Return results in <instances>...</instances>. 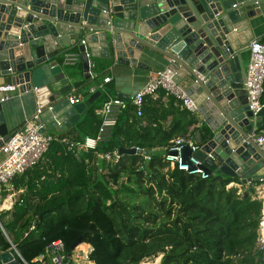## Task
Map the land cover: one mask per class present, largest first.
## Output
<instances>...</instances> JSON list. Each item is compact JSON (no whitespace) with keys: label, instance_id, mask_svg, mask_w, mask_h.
<instances>
[{"label":"trees","instance_id":"16d2710c","mask_svg":"<svg viewBox=\"0 0 264 264\" xmlns=\"http://www.w3.org/2000/svg\"><path fill=\"white\" fill-rule=\"evenodd\" d=\"M159 92L166 106L146 97L137 116L128 104L109 137L79 161L60 142L50 145L42 158L50 162L49 169L34 172L39 163L26 171L35 178L26 181L9 211L0 212L7 236L0 230L1 253L14 246L25 262L41 264L38 258L47 243L61 240L69 254L70 245L81 238L94 264H141L156 257L159 264H259L256 239L262 201L244 186H230L241 185L238 177L214 170L202 179L164 162L175 139L195 140L199 132L200 147L208 135L204 126L196 127L195 116L179 100ZM108 99L105 89L77 123L79 130H90L86 136L95 137L101 125L95 110ZM167 115L172 122L163 130ZM83 137L72 140L79 143ZM121 147L148 154H122L114 163L95 155Z\"/></svg>","mask_w":264,"mask_h":264},{"label":"water","instance_id":"95a60500","mask_svg":"<svg viewBox=\"0 0 264 264\" xmlns=\"http://www.w3.org/2000/svg\"><path fill=\"white\" fill-rule=\"evenodd\" d=\"M262 4L264 0H0V76L10 82L0 92L18 87L32 93L42 110L40 120L51 130L66 132L100 97L96 91L83 102L69 103L72 83L59 61L68 50L77 49L86 80L94 57L109 58L113 52L118 62L138 66L141 55L156 61L158 56L194 100L209 130L199 150L182 149V162L192 171L193 157L208 177L217 170L238 177L254 192L255 184L264 182V152L252 139L264 106L253 115L243 88L241 53L251 37L235 45L231 34L246 26ZM9 136L0 104V147ZM195 142L201 144L199 132ZM118 153L148 154L122 147ZM80 244L78 238L69 250ZM0 263L20 264L10 251L0 253ZM259 264H264V251Z\"/></svg>","mask_w":264,"mask_h":264},{"label":"built area","instance_id":"2783aa9c","mask_svg":"<svg viewBox=\"0 0 264 264\" xmlns=\"http://www.w3.org/2000/svg\"><path fill=\"white\" fill-rule=\"evenodd\" d=\"M246 50L249 52V60L245 67L246 76L243 88L247 99L248 110L254 115L263 107L261 98L264 93V42L260 39L252 40ZM76 62L77 55L73 54L66 55L63 59L64 66H74ZM107 82H109V78L104 81V83ZM104 83L89 88L86 94L90 96L96 91L100 93L105 92ZM160 90L165 91L167 94L179 100L182 107L192 115L198 112V107L194 100L186 94L180 85L174 82V74L168 68L150 72L147 82L135 92L129 103L121 99L109 98L100 108L95 110V115L101 120V125L93 139L94 147L92 148H89L86 144L77 143L65 137L59 138L42 132L43 125L40 120L42 110L37 108L34 115L26 120L19 129L10 134L9 138L0 147V154L3 156L0 162V212H2V204L5 201L2 199L3 190L5 188L11 190L14 179L36 167L53 142L58 141L63 144L66 152L73 155L75 160L79 161L89 150H95L99 143L104 142L109 137L119 114L128 104L136 108L137 116H141L144 99L146 97H153ZM84 97L85 95L81 88L72 87L68 100L73 105L82 102ZM252 139L264 152V134L254 133ZM184 147H188L191 153L200 149L193 137L177 138L173 141V146L163 155L164 162L168 163L171 168H176L179 171L191 175H199L202 179L209 178L208 175L204 174L203 170L198 168L201 164L193 157L189 159V163L196 167L192 171H190L188 164L182 162V149ZM172 153H175V155ZM95 155L98 160L105 163L117 162L120 156L117 151L113 153H95ZM0 230L6 236L1 221ZM256 250L261 252V254L264 251L263 208L258 221ZM90 251L91 249L89 248L88 254L84 255L83 262L79 263L72 259V252L69 254L66 253L64 242L55 240L46 244L44 254L38 258V261L41 264H46V261L48 264H94L89 261ZM10 252L14 254V257L18 259L20 264H28L14 246H12Z\"/></svg>","mask_w":264,"mask_h":264},{"label":"crops","instance_id":"0c3cea01","mask_svg":"<svg viewBox=\"0 0 264 264\" xmlns=\"http://www.w3.org/2000/svg\"><path fill=\"white\" fill-rule=\"evenodd\" d=\"M260 9L261 10L259 13L255 14L254 17L249 19L248 24L246 26H240L237 27L236 30H234V32L231 34L234 38L233 44L235 45L240 44L241 39L248 38L247 37L248 35L249 38L251 37V40L247 43V46L252 40L264 39V4L260 6ZM72 38L73 36H69L70 42H73ZM70 54L77 55V62L75 63L74 66H64V69L66 75L69 77L72 83V87H76L77 84H80V87L77 88H81L82 92L85 95L83 101H85L89 97L86 94L89 88L104 83L105 79L109 78V82L104 83V90L106 89L109 98L111 99L117 98L129 103L135 92H137L147 82L150 72L160 71L167 68L166 66L167 62L164 61L163 58H160L156 55L154 56H156L157 61L154 60L153 58L151 59L147 56L141 55L137 60L139 65L133 66L130 63L125 64L118 62L113 52H111L109 58L98 56L91 59L93 63L92 66L90 67L91 78L86 80L84 78L83 66L77 49L68 50L63 56H61L59 58L60 64H62L61 63L63 61L62 59L66 55H70ZM248 60H249V52L248 50H245L241 53V62L243 63L244 67H246ZM0 82L1 83L3 82V85L0 86V88L6 87L10 83L8 78H3L1 76H0ZM180 86L185 90L182 84ZM69 95L70 93L67 95V98ZM152 98L166 106V102H167L166 97L161 96L160 92L156 93ZM0 104L6 125V131L8 134H12L17 129H19L26 120L30 119L34 115L37 109L35 100L32 97V93H28V92L21 93L18 87L12 91L0 92ZM101 104L102 103H100L98 106H100ZM180 109H182V107H180ZM86 110L87 108L81 115L79 121H81L84 118ZM193 116H195V118L199 117L198 112ZM171 122H172V116L167 115L166 119H164L163 121L162 129L167 130ZM196 122H197L196 127L204 126L207 129V135H208L209 130L200 117L199 120ZM263 122H264V117L260 121V126L263 125ZM41 123L43 125V129H45L44 133L51 134L56 137L63 135L62 137L71 140L75 139L76 141H78L79 137L84 135V137L79 143L86 144L89 148L94 147V143H93L94 137L86 136V133L90 132V130L81 131L78 129L77 124L71 129L67 130L66 132H61L55 129L52 130L49 129L42 120ZM259 127L255 130V134H264L263 131L259 132ZM191 130L192 127L189 129V131ZM158 151H163V150L158 149ZM2 159L3 156L0 154V162L2 161ZM49 164H50L49 161L42 160V162H40V164L38 165V168L34 169V172L38 173L39 171L41 172L46 169H49L50 166ZM35 175H36L35 173L29 174V172L27 174L21 175L16 179H14L13 188L11 190H9L8 188H5L3 190L2 199L5 201L2 204V211H9L12 208L17 197L19 195H22L23 192L25 191L26 181H29L30 178H35ZM22 179H24L23 182ZM230 186L237 187L240 190L243 188V186L247 190H249V188L251 187V185L249 184L246 185L231 184ZM254 194L264 204V182L255 184ZM262 206H263L262 208L264 209V205ZM46 264H48L47 261Z\"/></svg>","mask_w":264,"mask_h":264},{"label":"rangeland","instance_id":"374dc122","mask_svg":"<svg viewBox=\"0 0 264 264\" xmlns=\"http://www.w3.org/2000/svg\"><path fill=\"white\" fill-rule=\"evenodd\" d=\"M1 201V200H0ZM89 247L87 244H80L74 252H72V259L82 263L84 260V255L88 254ZM160 257L150 258L148 260L143 261L141 264H159Z\"/></svg>","mask_w":264,"mask_h":264}]
</instances>
